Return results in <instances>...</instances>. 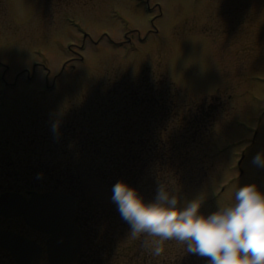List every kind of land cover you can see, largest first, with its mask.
<instances>
[{"label":"rangeland","instance_id":"rangeland-1","mask_svg":"<svg viewBox=\"0 0 264 264\" xmlns=\"http://www.w3.org/2000/svg\"><path fill=\"white\" fill-rule=\"evenodd\" d=\"M160 79L180 91L175 116L165 122L150 117L146 104L135 105L149 85L162 87ZM2 101L0 164L13 178L46 176L34 170L42 160L69 188L82 169L122 157L151 200L166 177L154 179L163 159L155 169L147 148L167 128L188 162L179 170L175 161L186 183L170 178L172 184L182 199L200 195L210 213L230 203L239 185L264 190V169L251 163L264 152V0H0ZM114 145H135L143 162L122 155V147L115 154ZM97 194L92 204L110 201L112 188ZM116 213L105 214L98 235L122 264L119 255L141 251L144 238L129 236ZM165 249L147 259L188 264L177 242Z\"/></svg>","mask_w":264,"mask_h":264},{"label":"clouds","instance_id":"clouds-1","mask_svg":"<svg viewBox=\"0 0 264 264\" xmlns=\"http://www.w3.org/2000/svg\"><path fill=\"white\" fill-rule=\"evenodd\" d=\"M251 163L264 169V152ZM177 187L164 178L151 200L124 182L112 187L111 200L129 225V236L143 237L151 256L163 255L166 243L174 241L185 256L207 258L206 264H264V190L256 183L239 185L230 203L205 214L200 195L182 199Z\"/></svg>","mask_w":264,"mask_h":264},{"label":"trees","instance_id":"trees-1","mask_svg":"<svg viewBox=\"0 0 264 264\" xmlns=\"http://www.w3.org/2000/svg\"><path fill=\"white\" fill-rule=\"evenodd\" d=\"M159 85L162 87L159 88V86L149 85L145 89V94L143 99H139L140 102H136L135 105L137 106H143L147 105L150 109V117H153L157 120V122L161 121H169L172 117L175 116V113L173 112L176 108L177 104V97L180 94V91H178L173 83H169L166 81V79H160ZM165 85V86H164ZM155 114V115H154ZM153 115V116H152ZM187 117V116H185ZM184 117V118H185ZM195 124L194 122H189V129L188 132L192 129V127ZM196 129L194 130V132ZM193 132V133H194ZM137 135L138 138L142 139L143 135L145 134L142 129L138 131ZM157 134V135H155ZM153 137L150 139V145L147 149H149V152L152 155V164L155 165V169L158 168V162L159 158L163 159V167H162V173L159 174L157 171L156 174L153 175L154 179L157 180L159 177L164 175L166 179L171 180L170 178H175V180L181 184L186 183L185 179H182V177L179 176V174L176 172L178 171V167L172 168L176 165L175 161L179 159V170L182 169L186 164L182 163L181 159L179 158L181 156V146L178 142H176L175 134H171L170 131L165 128L164 130L160 131L159 133H155ZM108 140L106 141V146H110V141L112 140L113 136L110 134L108 137ZM144 138V137H143ZM169 143H172L171 145H167ZM186 145V144H183ZM133 146H125V145H114V148L112 149L115 154L119 151V149L122 147L123 152L122 155L128 156V159L134 158L133 160L135 162H143L142 154L139 153L138 149ZM112 148V147H111ZM143 150L140 149V152ZM138 153V154H135ZM114 154V155H115ZM120 155V154H119ZM120 155V156H122ZM151 157V156H150ZM187 156H185L184 161L187 160ZM122 157H120L118 160H116V163L112 164V166H103L100 165V167H95L94 165L90 166V169H82L79 174L76 176L74 175L69 177L70 180V189L71 188H80L84 191V194L91 195L92 197H97L99 193L100 188L103 187L112 188L117 182H127L130 186L137 189V177L133 174H129V172H125V169H128L126 167L125 163H122ZM128 166V165H127ZM108 167V168H107ZM161 167V166H159ZM159 170V169H158ZM176 170V171H174ZM132 172V171H131ZM174 176V177H171ZM68 178V177H67ZM140 178V177H138ZM188 180V179H186ZM163 181L162 179H159V183ZM139 187H145L144 184L140 185ZM138 190V189H137ZM107 194H105L106 196ZM104 203L108 204V206L102 208L104 213L108 216L111 214L118 212L116 205L110 201L106 202H99L98 204L103 207L105 206ZM101 209V210H102ZM117 214V213H116ZM139 256H141L142 260L147 258V251L141 246V251H138Z\"/></svg>","mask_w":264,"mask_h":264},{"label":"flooded vegetation","instance_id":"flooded-vegetation-1","mask_svg":"<svg viewBox=\"0 0 264 264\" xmlns=\"http://www.w3.org/2000/svg\"><path fill=\"white\" fill-rule=\"evenodd\" d=\"M2 138V137H0ZM3 140H0L2 143ZM3 145V144H2ZM11 172L5 173L2 163L0 164V202L10 203L11 195L23 196L27 201L31 199L33 193H43L47 189H42L35 181H23L24 178L18 174L13 178ZM5 179H7L5 181ZM28 179V178H27ZM11 180H14L11 182ZM19 180V181H18ZM52 190V189H50ZM64 192V190H59ZM67 193V192H65ZM2 197H5L3 200ZM80 210L73 223L81 230L84 245L74 264H117L113 259L108 242H103L97 227H92L90 220L84 221L78 219ZM97 224V221H93ZM51 235L28 224L22 215L6 213L0 210V264H52L48 242ZM114 255L115 252H114ZM129 255V256H128ZM113 256V255H112ZM127 262L125 264H136L131 254L127 253ZM188 264L203 263L202 258L189 255ZM148 262L145 261L144 264ZM187 264V263H186Z\"/></svg>","mask_w":264,"mask_h":264},{"label":"water","instance_id":"water-1","mask_svg":"<svg viewBox=\"0 0 264 264\" xmlns=\"http://www.w3.org/2000/svg\"><path fill=\"white\" fill-rule=\"evenodd\" d=\"M6 210L22 212L27 221L37 228L53 233L50 247L53 249L51 261L54 264H71L76 260L82 246V237L71 222L76 210L72 197L60 194L37 195L30 203L15 201Z\"/></svg>","mask_w":264,"mask_h":264},{"label":"bare ground","instance_id":"bare-ground-1","mask_svg":"<svg viewBox=\"0 0 264 264\" xmlns=\"http://www.w3.org/2000/svg\"><path fill=\"white\" fill-rule=\"evenodd\" d=\"M43 213H45V212L43 211ZM20 214H23V213L21 212ZM45 214H46V213H45Z\"/></svg>","mask_w":264,"mask_h":264}]
</instances>
